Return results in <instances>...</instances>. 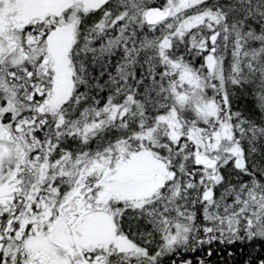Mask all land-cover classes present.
<instances>
[{"label": "snow or ice", "instance_id": "obj_1", "mask_svg": "<svg viewBox=\"0 0 264 264\" xmlns=\"http://www.w3.org/2000/svg\"><path fill=\"white\" fill-rule=\"evenodd\" d=\"M0 264H264V0H0Z\"/></svg>", "mask_w": 264, "mask_h": 264}]
</instances>
